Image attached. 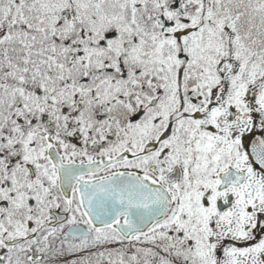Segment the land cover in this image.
<instances>
[{"label":"snow or ice","instance_id":"6c2138e0","mask_svg":"<svg viewBox=\"0 0 264 264\" xmlns=\"http://www.w3.org/2000/svg\"><path fill=\"white\" fill-rule=\"evenodd\" d=\"M0 264H264V0H0Z\"/></svg>","mask_w":264,"mask_h":264}]
</instances>
